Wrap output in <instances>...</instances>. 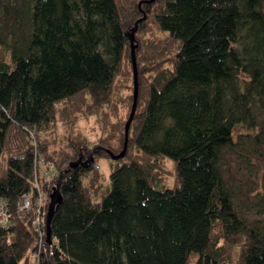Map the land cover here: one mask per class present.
<instances>
[{
    "label": "trees",
    "instance_id": "trees-1",
    "mask_svg": "<svg viewBox=\"0 0 264 264\" xmlns=\"http://www.w3.org/2000/svg\"><path fill=\"white\" fill-rule=\"evenodd\" d=\"M263 2L0 0V197L13 215L0 264H264V227L242 217L218 167L243 136L264 154ZM137 21V106L112 159L134 102ZM90 153L63 174L39 251L36 159L55 164L40 182L49 197Z\"/></svg>",
    "mask_w": 264,
    "mask_h": 264
},
{
    "label": "rangeland",
    "instance_id": "rangeland-1",
    "mask_svg": "<svg viewBox=\"0 0 264 264\" xmlns=\"http://www.w3.org/2000/svg\"><path fill=\"white\" fill-rule=\"evenodd\" d=\"M262 10L264 11V2ZM253 110L258 124L264 127V108L255 105ZM92 124V121L88 123L90 128ZM240 150L241 153H237L229 148L224 149L218 167L226 186L234 194L235 207L242 217L264 227V154L257 151L250 138L245 136L240 140ZM168 161L172 168V159L169 158ZM97 164L101 188L106 190L111 186L110 161L106 157H100ZM35 259L36 255L33 254L31 264H35Z\"/></svg>",
    "mask_w": 264,
    "mask_h": 264
},
{
    "label": "built area",
    "instance_id": "built-area-1",
    "mask_svg": "<svg viewBox=\"0 0 264 264\" xmlns=\"http://www.w3.org/2000/svg\"><path fill=\"white\" fill-rule=\"evenodd\" d=\"M35 168V187L37 189L38 195L35 197L34 204L35 207V224L41 229L40 214L43 213V207L47 202L48 195L46 192L41 191L39 180L45 179L51 181L53 174L56 172L55 164L53 162H47L43 157H38L36 159ZM33 208V199L31 193L25 192L22 194V199L18 203V211L24 215ZM12 212L8 207V202L5 198L0 197V226H8L12 220ZM42 240H43V236ZM43 243L41 244L42 247Z\"/></svg>",
    "mask_w": 264,
    "mask_h": 264
},
{
    "label": "water",
    "instance_id": "water-1",
    "mask_svg": "<svg viewBox=\"0 0 264 264\" xmlns=\"http://www.w3.org/2000/svg\"><path fill=\"white\" fill-rule=\"evenodd\" d=\"M153 1V0H151ZM143 19V18H142ZM142 19H139L142 20ZM137 23L135 24V27L131 33L130 39H131V47H132V61H133V69H134V78H135V91H134V102H133V106H132V110H131V114L130 117L126 123L125 126V144L124 147L122 149V151L118 154H114L111 151H108V153L110 154L112 159H119L122 158L127 150V140H128V134H129V129L131 126V123L133 121L134 118V113L136 110V106H137V99H138V84H137V67H136V59H135V47H134V33L137 29ZM94 161L93 155L92 153H90L89 157L87 158L86 161H75L70 163V165L63 171L60 173L59 179L57 184L53 187L52 192L49 196V205H48V211H47V215H46V242H50L51 241V227H50V223H51V218L53 216V212H54V207L59 204L62 201V195L60 192V185H61V181H62V176L65 172H68L72 167H75L76 165H78L79 163H82L85 167L90 166Z\"/></svg>",
    "mask_w": 264,
    "mask_h": 264
},
{
    "label": "bare ground",
    "instance_id": "bare-ground-1",
    "mask_svg": "<svg viewBox=\"0 0 264 264\" xmlns=\"http://www.w3.org/2000/svg\"><path fill=\"white\" fill-rule=\"evenodd\" d=\"M44 158V157H43ZM47 162H49V161H47ZM50 162H52V161H50ZM35 166H36V164H35ZM36 168V167H35ZM56 175H57V170H56V172L53 174V178L52 179H54L55 177H56ZM59 176H60V174H59ZM52 179H51V181H52ZM59 179V178H58ZM43 180H45V179H41V180H39V184H40V182H42ZM58 182V181H57ZM57 184V183H56ZM55 186V185H54ZM41 188V187H40ZM25 193V192H24ZM48 199H49V197H48ZM46 204V203H45ZM49 205V204H48ZM45 206V205H44ZM43 209H44V207H43ZM46 215H47V213H46ZM35 219H36V215L34 214V217H33V220H32V223L34 224V226L36 227V229L39 231V239H40V242H39V245H38V247H39V251H40V249L42 248L41 247V244L43 243V241H42V237L41 236H43V231H42V229L44 228V225H46V218H44V210H43V213H41L40 214V223H41V229H39L38 228V226L35 224ZM51 242V241H50ZM50 242H46V241H44V243H43V245H45V243H50ZM42 245V246H43ZM37 257H36V259H35V264H36V261H37Z\"/></svg>",
    "mask_w": 264,
    "mask_h": 264
}]
</instances>
